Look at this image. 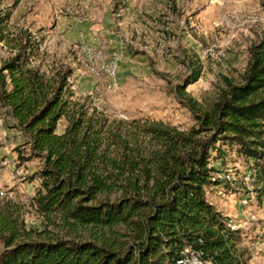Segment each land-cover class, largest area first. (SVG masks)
Returning a JSON list of instances; mask_svg holds the SVG:
<instances>
[{
  "label": "trees",
  "instance_id": "1",
  "mask_svg": "<svg viewBox=\"0 0 264 264\" xmlns=\"http://www.w3.org/2000/svg\"><path fill=\"white\" fill-rule=\"evenodd\" d=\"M3 20L0 42L11 53L0 61V105L28 145L18 156L41 163L31 205L43 227L27 228L21 207L0 199V264H179L189 250L211 264H247L240 231L229 229L205 186L220 144L252 159L253 178L264 183V37L249 46L237 81L222 77L213 101L186 98L194 124L183 129L112 116L98 107L99 93L74 99L72 69L41 71L31 33L5 39ZM190 62L176 94L201 76L198 60Z\"/></svg>",
  "mask_w": 264,
  "mask_h": 264
},
{
  "label": "rangeland",
  "instance_id": "2",
  "mask_svg": "<svg viewBox=\"0 0 264 264\" xmlns=\"http://www.w3.org/2000/svg\"><path fill=\"white\" fill-rule=\"evenodd\" d=\"M0 17L5 39L31 33L37 42L32 63L41 71L72 69L74 99L99 93L98 107L112 116L157 119L183 129L194 124L186 98L202 106L213 101L222 77L237 81L249 46L264 37V0H0ZM5 41L0 61L11 53ZM196 59L200 78L186 86L185 96L176 94ZM14 124L0 105V199L21 207L27 228L41 229L31 205L41 163L18 156L29 148ZM65 125L61 119L57 132ZM220 147L222 155L211 152L205 196L229 218L227 225L238 227L247 264H264V183L256 182L253 160L235 145Z\"/></svg>",
  "mask_w": 264,
  "mask_h": 264
},
{
  "label": "bare ground",
  "instance_id": "3",
  "mask_svg": "<svg viewBox=\"0 0 264 264\" xmlns=\"http://www.w3.org/2000/svg\"><path fill=\"white\" fill-rule=\"evenodd\" d=\"M230 230L238 228L235 224L228 225ZM201 254L196 252L194 255H190V264H211L209 261H204L201 257Z\"/></svg>",
  "mask_w": 264,
  "mask_h": 264
},
{
  "label": "built area",
  "instance_id": "4",
  "mask_svg": "<svg viewBox=\"0 0 264 264\" xmlns=\"http://www.w3.org/2000/svg\"><path fill=\"white\" fill-rule=\"evenodd\" d=\"M100 51H99V55H100ZM112 66V65H111ZM3 192L0 191V194H2ZM190 255H194V252L189 250L188 252H186V254H184L181 258L180 261H178L179 264H190Z\"/></svg>",
  "mask_w": 264,
  "mask_h": 264
}]
</instances>
